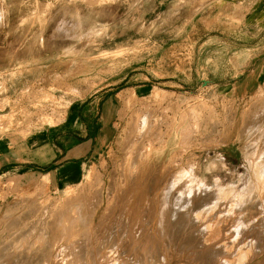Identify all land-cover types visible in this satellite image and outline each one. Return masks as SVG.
I'll return each instance as SVG.
<instances>
[{
    "label": "rangeland",
    "instance_id": "374dc122",
    "mask_svg": "<svg viewBox=\"0 0 264 264\" xmlns=\"http://www.w3.org/2000/svg\"><path fill=\"white\" fill-rule=\"evenodd\" d=\"M22 1L0 9V254L38 240L41 264H153L157 235L190 226L209 264H264L247 245L264 239V119L249 116L264 91V0ZM60 2L95 21L91 34L34 44ZM187 179L229 201L181 199ZM194 203H210L201 222Z\"/></svg>",
    "mask_w": 264,
    "mask_h": 264
},
{
    "label": "bare ground",
    "instance_id": "6f19581e",
    "mask_svg": "<svg viewBox=\"0 0 264 264\" xmlns=\"http://www.w3.org/2000/svg\"><path fill=\"white\" fill-rule=\"evenodd\" d=\"M22 5V8H26L22 0H2L0 1V9H5V11H11L14 9L19 8ZM57 9H59V12L57 13L56 20L54 25L46 27L41 26L37 29H32L33 32V41L34 44H48L49 42L52 43V46H57L59 44L63 46H71L74 47L75 44L79 40L86 39L91 32L84 31L87 27L94 26L95 21L79 16L77 13L70 11L71 6H68L65 2H60L57 4ZM9 15L7 16L6 21H10ZM39 19V18H38ZM71 20L73 22V25L67 26L66 21ZM88 21V22H87ZM87 22V23H85ZM257 99L261 100V105L257 106L255 110H250L249 116L251 117L252 121H257L260 119H264V91L259 90V92L256 93ZM192 113H198L196 109L191 110ZM151 129L150 125L146 127L144 130L149 131ZM142 135L139 136L141 139ZM189 139V136L187 135V129H183L180 135V142L182 145H187V141ZM210 167L212 169L218 168V163L214 160L210 162ZM262 175L259 174L257 176V179L261 183L264 182ZM185 181L183 182V184ZM187 185L183 186V189L186 192H190L188 196H183V198H193V200L196 198L200 201H208L210 199H220V200H228V193H221L224 189L220 188V190L216 189H209L208 187H204V180L201 181L196 188H192L191 186H188L190 183V180H186ZM204 188H203V187ZM201 192L197 193L198 190H201ZM213 191V192H212ZM264 191V188H263ZM184 192V193H186ZM164 194L163 188H159L156 190L155 193V199L154 201H160L161 196ZM191 194H196L194 196H191ZM164 199V196L162 197ZM157 199V200H156ZM229 201V200H228ZM182 206L183 203H177V205ZM190 205V203H188ZM200 204V205H199ZM208 204L210 203H194V208H196L197 212L194 213L195 219L197 222H201V219L203 215H205L209 211L202 210L200 211L199 207L204 209ZM226 203H211V210L225 207ZM168 214V212H165ZM167 218V216H165ZM189 230V231H188ZM190 226H187L184 230H177L176 227L172 228L169 227L168 229H165V237L160 238V234L157 232V242H155L151 247V255L154 257L153 264H172L174 262L178 263H195V264H209V260H206L204 258V255L202 253H197L193 249L198 247L199 241L195 240L196 235L193 234V231L191 233ZM188 231V232H187ZM155 233V234H156ZM190 233V235L187 236V234ZM29 236V235H28ZM17 239H10L9 241L3 243L1 246L2 251L0 254V264H41L42 258L45 256V249L43 246V243H38V240H35L34 245L29 249V252L24 255L23 253V245L21 243L16 242ZM207 243V242H206ZM209 243H207L208 245ZM214 246H210L211 248L221 250L220 247H218L215 243H213ZM207 245L201 246L199 248H207ZM247 245H249L251 248L253 247L255 250L254 252H250L251 255H262L264 254V239L260 236L256 237L255 239L250 240ZM194 251L192 254L191 251ZM19 251L21 252V255H19ZM9 253H15V255L12 256V258L7 259V255ZM197 255V257H196ZM28 257V258H27ZM222 257V256H219ZM111 258H113L112 253L110 256L105 255L103 259L100 261L101 263L103 261L107 262ZM12 259H15L16 262L12 261ZM252 264L251 260L249 259L248 253L242 254L241 261L234 259L233 261L229 260H222L218 259L217 263L215 264ZM100 263V264H101Z\"/></svg>",
    "mask_w": 264,
    "mask_h": 264
}]
</instances>
